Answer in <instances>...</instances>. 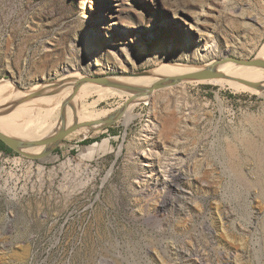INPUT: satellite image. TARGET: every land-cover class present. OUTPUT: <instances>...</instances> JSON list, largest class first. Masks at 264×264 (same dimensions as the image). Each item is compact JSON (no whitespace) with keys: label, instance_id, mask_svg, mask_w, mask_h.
<instances>
[{"label":"rangeland","instance_id":"rangeland-1","mask_svg":"<svg viewBox=\"0 0 264 264\" xmlns=\"http://www.w3.org/2000/svg\"><path fill=\"white\" fill-rule=\"evenodd\" d=\"M263 48L264 0H0L7 97L53 89L68 81L59 82L63 70L121 78L165 64L252 59ZM234 74L260 83L256 72ZM259 85L235 91L183 81L135 106L127 97L90 106L95 89L84 122L58 105L40 107L51 131L80 127L47 156L0 153V264H264ZM6 107L0 99V113ZM22 130L51 136L9 134ZM104 141L99 160L93 148L83 151ZM179 173L182 209L159 210L179 194L170 183Z\"/></svg>","mask_w":264,"mask_h":264},{"label":"bare ground","instance_id":"bare-ground-1","mask_svg":"<svg viewBox=\"0 0 264 264\" xmlns=\"http://www.w3.org/2000/svg\"><path fill=\"white\" fill-rule=\"evenodd\" d=\"M249 18L253 20L252 17ZM256 58H260L264 60V48L256 56ZM166 65L169 67H167ZM208 65H209L208 62L206 64H203L202 66H198L197 64L196 65L165 64V65H159L153 68L152 70L147 71L148 75L137 76V77L131 75L127 77H121V78L119 77L112 79L115 82H119L121 84H127L128 86L130 85L132 88H134V90H128L126 88H117L112 86H100L94 83L84 82L83 80L86 78V76H83L82 74H80V72L78 71L73 72L74 74L70 75L69 72L63 70L64 74L63 77L59 79V82L64 80H68V81H64L56 85L53 89H50V84H43L30 93L29 92L22 93L20 91L14 90L16 94L10 95L9 97H7L5 93H0V99L2 101L3 100L6 101L7 103V107L2 109V110L7 109V111L5 113H0V130L13 131V130H18L20 128H26L33 131L37 135H42V134L52 135L54 134L55 131H57L60 128V126H58V128L55 131L54 130L51 131L45 127V124L41 120V117L37 115V111L40 110V107L44 106L47 103H50L51 105H58L57 111L63 114H67L70 116L76 114V116H74V120L84 122V116H86V113L88 112H86V110L83 111L82 107L83 105H86L85 104L86 100L93 96L92 92L95 89L100 90V93H98V100H95L93 103L89 104L90 106H94L99 101L107 100L114 97H119V98L127 97L128 101L135 100L136 102L133 103L135 106L136 103L139 102L138 101L139 99H141L142 101L145 100L147 97V95L142 94V92H139V90L137 89L149 88L156 82L162 80L163 78L174 77V76L196 72L199 71L202 67ZM219 70L225 74L226 76L225 78H216V79L208 80L205 83L217 85L220 88L227 87L235 91H239L243 87L247 88V86L241 83V82H247V77H241L234 73L242 70H246V71L248 70V71L256 72L258 75L261 76L260 77L257 75L255 78L260 81L259 84H261V86L263 85L262 87L264 88V70L261 68L242 67V66H236L232 63H226L221 65L219 67ZM74 77H78V78H74ZM91 113L96 114L98 119L100 117L103 118L104 116L105 117L114 116V114L112 115L105 112H94L93 110ZM132 117L130 116L129 118ZM116 118L118 119V117ZM125 123L127 124V120H125L124 124ZM244 142L247 149L251 153L253 142L247 139L244 140ZM105 144L106 141H104L99 145H94L93 147L92 146L86 147L85 149H83V151H87V149L93 148L95 150L94 159L99 160V158H101V156L104 155V151L106 149ZM42 150L43 147H36V148L26 149L21 153L32 154V153L42 152ZM82 153L83 152H81V154ZM170 176L172 177L170 183L172 182V186L174 189L176 188L177 190H179V194L176 195L175 197H171L169 201H167V205L159 204L160 205L159 210H164V208L166 209L170 206L173 207L175 211L180 212V210L182 209V204H184L187 199V197H185L186 194H184L183 191L180 188H178V182L182 177V173H179L177 175L170 174ZM0 193H2L1 188H0ZM122 194L120 193L121 196H123ZM176 199L178 200L177 202L179 204H176ZM173 202H175V207L173 206L174 205ZM176 251L178 250L175 249V252Z\"/></svg>","mask_w":264,"mask_h":264},{"label":"water","instance_id":"water-1","mask_svg":"<svg viewBox=\"0 0 264 264\" xmlns=\"http://www.w3.org/2000/svg\"><path fill=\"white\" fill-rule=\"evenodd\" d=\"M226 63H232L236 66H242V67L261 68L264 70V60L260 58H256V56L252 59H247V60L236 59V58H231V57H224L223 59H220V60H212L211 62H209L208 66L202 67L199 71L184 74V75L174 76V77L163 78L162 80L156 82L149 88H140L137 90H139V92H142V94H145L148 96L155 90L175 86L183 81L206 82L208 80H212L216 78H225L226 77L225 74L219 70V67ZM144 75H148L147 72L135 74L133 76L137 77V76H144ZM112 79H113L112 77H98V78L86 77L83 81L94 83L100 86H112V87H117V88H126L128 90H134V88H132L130 85L128 86L127 84H121L119 82H115ZM241 83L253 90L262 89L260 85L256 83H250V82H241ZM113 121L114 120L110 119V120H106L102 122L101 124L102 130L108 127ZM79 127L80 126L74 124L73 126H70L68 128H59L51 136L43 138L41 140H33V141L20 140V139L8 136L0 132V141L5 146L10 148L12 151L18 152L20 154L22 151L26 149L43 147V150L40 156H47L51 154L53 149L63 139H65L68 135H70L72 132H74Z\"/></svg>","mask_w":264,"mask_h":264},{"label":"trees","instance_id":"trees-1","mask_svg":"<svg viewBox=\"0 0 264 264\" xmlns=\"http://www.w3.org/2000/svg\"><path fill=\"white\" fill-rule=\"evenodd\" d=\"M4 133H6L7 135L20 139V140H26V141H33V140H41L43 139L42 137H37V136H31V134L26 131V130H22V131H14L12 132V134H9V131L6 130H0ZM20 134H22L23 136H20ZM95 140H85L82 142V144H90L92 142H94ZM0 152L4 153V154H11L13 153L12 150L10 148H8L7 146H5L1 141H0Z\"/></svg>","mask_w":264,"mask_h":264},{"label":"built area","instance_id":"built-area-1","mask_svg":"<svg viewBox=\"0 0 264 264\" xmlns=\"http://www.w3.org/2000/svg\"><path fill=\"white\" fill-rule=\"evenodd\" d=\"M0 153H2V152H0ZM2 154H4V153H2Z\"/></svg>","mask_w":264,"mask_h":264}]
</instances>
